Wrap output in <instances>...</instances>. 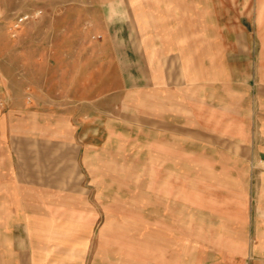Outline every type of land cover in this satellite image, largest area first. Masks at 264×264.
<instances>
[{
	"label": "crops",
	"instance_id": "crops-1",
	"mask_svg": "<svg viewBox=\"0 0 264 264\" xmlns=\"http://www.w3.org/2000/svg\"><path fill=\"white\" fill-rule=\"evenodd\" d=\"M103 6L95 7L101 24L115 16ZM114 11L129 31L99 27L109 60L95 63V72L108 73L107 97L123 107L124 126L108 129L113 138L99 148L124 152L109 160L118 167L141 169L146 230L162 225L191 238L186 258L167 249L140 263L264 264V240L253 239L264 232L257 204L264 201V0H119ZM137 97L133 141L128 113ZM3 100L0 264H95L100 217L129 230L130 185L95 192V175L86 170L93 161L68 156L75 144L53 143L50 133L37 139L34 117L5 111ZM131 152L139 153L137 165ZM196 232L221 233V255L213 254L209 236L197 247ZM107 259L101 262H120Z\"/></svg>",
	"mask_w": 264,
	"mask_h": 264
},
{
	"label": "rangeland",
	"instance_id": "rangeland-1",
	"mask_svg": "<svg viewBox=\"0 0 264 264\" xmlns=\"http://www.w3.org/2000/svg\"><path fill=\"white\" fill-rule=\"evenodd\" d=\"M118 1L0 0V97L4 99L5 111L29 113L34 117L37 139L50 133L53 143L75 144L68 156L75 160H92L86 170L89 175H95V192L123 191L124 186L130 185L131 224L126 227L129 230L124 231L123 222H113L114 217H100L93 236L95 264H141L147 258L161 256L167 249L186 258L191 244L188 232L163 231L162 225L160 230L151 231L140 223L141 169L118 167V162L114 164L109 160L123 159L125 153L109 151V146L99 148L113 138L108 135V129L124 126L123 107L115 108L112 99L107 97L113 90L107 86L108 73L95 72V63L101 65L109 60L106 54L109 44L101 36L99 27L110 26L112 32L129 31L123 16L114 11ZM101 3L105 12L111 6L115 13V16H107L104 24L95 22V7H100ZM131 107L132 113L128 115L132 116L134 141L135 131L140 127L138 97ZM95 113H98L96 119ZM25 122L20 119L19 127H24ZM98 128L101 133L95 136ZM130 158L131 163L137 165L139 153L131 152ZM260 171L264 172V166ZM124 178L130 183H123ZM258 203L264 208V201ZM232 235L231 239L239 236L238 233ZM207 236L212 242L213 254L220 256L219 232H196V246L203 248ZM253 239L263 241L264 232L253 233ZM127 240L131 245L129 252L124 248ZM125 256H131V262H123ZM108 257L120 262H101Z\"/></svg>",
	"mask_w": 264,
	"mask_h": 264
}]
</instances>
